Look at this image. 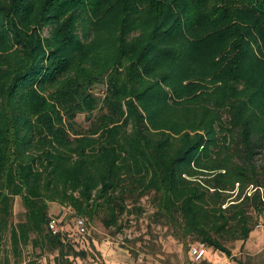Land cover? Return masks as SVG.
<instances>
[{"label":"trees","instance_id":"trees-1","mask_svg":"<svg viewBox=\"0 0 264 264\" xmlns=\"http://www.w3.org/2000/svg\"><path fill=\"white\" fill-rule=\"evenodd\" d=\"M263 151L264 0H0V261L8 232L17 256L83 253L53 202L121 230L143 197L231 254Z\"/></svg>","mask_w":264,"mask_h":264},{"label":"rangeland","instance_id":"rangeland-1","mask_svg":"<svg viewBox=\"0 0 264 264\" xmlns=\"http://www.w3.org/2000/svg\"><path fill=\"white\" fill-rule=\"evenodd\" d=\"M256 158L258 162L264 161V151ZM67 206L53 202L50 212L74 248L83 253L57 259V251H43L28 244L17 256L11 250L8 232L3 240L0 264H264V213H255V228L247 239L228 242L231 254L213 249L209 258L196 262L191 258L189 246L197 241L190 236L183 241L169 224L157 221L153 214L156 207L147 197L142 198L141 209L134 208L120 217L121 230L116 225L106 226L102 217L82 216L88 222L85 235L77 232L75 218L80 215ZM22 211V200L17 196L15 221Z\"/></svg>","mask_w":264,"mask_h":264},{"label":"built area","instance_id":"built-area-1","mask_svg":"<svg viewBox=\"0 0 264 264\" xmlns=\"http://www.w3.org/2000/svg\"><path fill=\"white\" fill-rule=\"evenodd\" d=\"M68 209H72L71 206H67ZM75 224L77 228V232L80 234H87L88 233V223L87 220L82 216H77L75 218ZM260 226H262V223H259ZM50 227L54 230H58L60 227L57 226V220L55 218H52L50 220ZM211 249L204 241H197L193 243L190 247V255L191 258L196 261H202L206 258H209V253Z\"/></svg>","mask_w":264,"mask_h":264}]
</instances>
